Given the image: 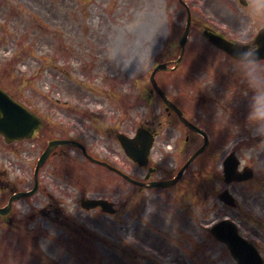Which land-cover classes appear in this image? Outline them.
<instances>
[{
	"label": "rangeland",
	"instance_id": "374dc122",
	"mask_svg": "<svg viewBox=\"0 0 264 264\" xmlns=\"http://www.w3.org/2000/svg\"><path fill=\"white\" fill-rule=\"evenodd\" d=\"M187 1L190 6L193 5L194 0ZM195 4L205 8L206 12L197 14L207 23L212 22L210 13L214 12L213 8L221 6L213 5L212 0ZM229 7L235 9L234 4ZM12 8L13 11H10ZM233 11L238 19L235 25L245 20L251 22L246 10ZM182 20L181 7L172 0H1L0 85L12 91L10 94L23 104L49 117L52 121L50 129L54 134H76L85 139L93 151L103 154L104 131L101 122L105 119L107 125H113L120 108L136 107L125 101L126 98L134 99L138 87L150 74L148 70L155 56L159 61L171 55L172 48L165 46V38L180 35L184 26ZM197 31L196 28L192 30L190 44L198 45L204 53L196 61H225L212 55L211 48ZM113 48L115 59L110 55V49ZM137 63L143 65L139 74L134 72ZM157 76L166 83L169 91H179L178 84L166 80L171 77L170 74L159 73ZM133 80H137L135 86ZM119 92L122 101L118 99ZM104 109L107 112L103 117ZM133 111L137 116L145 109ZM135 116L129 112V117ZM129 124H125V127H129ZM122 129L125 130L124 127ZM241 135L242 140L245 139L244 133ZM111 141V138H107L104 143L110 144ZM240 142L236 144V153L241 163L248 164L253 159L262 169L264 148L254 151L258 142ZM35 143L26 141L5 146L0 139V168H6V171L0 172V189L11 183L15 184V188L29 185L31 165L40 149V145ZM67 154L77 164L76 168L79 163H84L80 153L70 149ZM69 157L54 156L43 173L47 175L56 165L63 173L70 174L67 170L70 167L67 161ZM165 157L172 159L169 154ZM91 171L85 166L77 171L81 180L90 181L83 187L77 186L78 181L71 174V183L75 187L67 188L56 180L55 184L62 193L52 188L61 197V205L71 222L88 227L89 232L84 240L86 249L77 244H57L54 236L59 238L60 230L53 223H46L45 219L40 218L35 219L34 223L41 222V228H32L29 234L37 236L34 242L23 234L24 229L14 225L11 227L10 233L14 240L21 242L23 238L24 243H15L5 254L2 240L7 233L5 227L0 226V264H118L114 251V247L120 244L117 219L102 215L99 211L79 209L76 207V198L81 191L89 192L91 196L117 195L115 190L120 182L110 179L108 188L113 190L111 192L103 188L101 177L97 185L92 182ZM44 177L47 179V176ZM127 190L128 187L123 186L122 192ZM235 192L242 202L241 212L246 216L253 214V210L243 206L244 196L264 199L262 192L248 185H236ZM41 193L31 201L25 200L22 207H18L16 215L19 219L25 212L24 207L29 208L28 212H37V206L47 204L48 199ZM214 199L210 196L204 203L203 211L207 220L214 218L217 213L222 215L230 212L219 202L214 205ZM237 216L242 220L241 215ZM13 222L19 224L15 218ZM45 240L49 242L43 248L41 242ZM20 247L24 249L22 252L27 253L16 251Z\"/></svg>",
	"mask_w": 264,
	"mask_h": 264
},
{
	"label": "flooded vegetation",
	"instance_id": "af4514ba",
	"mask_svg": "<svg viewBox=\"0 0 264 264\" xmlns=\"http://www.w3.org/2000/svg\"><path fill=\"white\" fill-rule=\"evenodd\" d=\"M217 25L220 28H215V31L231 39L229 34L232 35L233 30H231L228 20H221L217 22ZM219 70L220 73L224 72L220 68ZM223 79L227 78H219V80ZM190 80V78L185 77L179 78L182 84H186ZM203 83L205 82L202 79V83L198 84ZM214 85V90L217 92L207 93L202 91L205 89L204 87H200L201 91L199 92L169 95L174 101L177 97L178 107L181 108L189 122L207 132L209 142L205 147V151L194 158L173 185L165 188H149L142 183H130L132 186L131 197L124 199L121 196L115 201L118 214L131 210L133 212L132 217L137 218V220L131 222H123L119 228L128 241H126L125 247L121 245L118 249V264H236L235 258L223 243V250H227L228 253L224 252L222 257H219L216 253H209V245L204 243L203 240L205 236L214 240L210 230L206 229L203 223L197 226L196 210H192L193 222L187 220L185 213L186 209L190 208L188 205L195 208L198 206L194 195L197 192L193 191L194 194L191 193L188 200V195L183 191L186 183L193 188L194 181L191 177L194 176V172L190 170L194 169L195 164L201 166L204 155H208L207 158L211 162V157L216 155L217 148L228 146L232 141L233 125H236V121L243 123V117L248 112L247 97L242 92L236 93L227 104H222L221 102L227 93L225 91L226 87L223 88L222 86L227 84L216 81ZM149 91L152 92L150 89ZM237 102H240V104L238 105ZM157 103L156 98H154L149 99L148 104ZM217 105L223 107L225 111L231 108L229 121L228 114L223 110L217 115ZM139 126L152 138L147 164L141 165L128 158L121 159L120 163L117 164L111 160L108 161L132 178L146 184H149L150 181L170 180L180 169L182 165L180 159L175 158L173 166H170L169 162L164 159L163 153L166 148H173L175 152L183 153L184 150L189 148L197 149L204 141L201 134L181 121L173 110L167 108L164 110L156 109V112L149 113L146 119L137 124L136 128ZM135 129L133 130L132 127L129 136L135 134ZM116 134L117 132H114L113 136ZM113 139L116 140L115 137ZM135 145L141 147L143 140L136 141ZM103 168L127 181L119 173L105 166ZM187 176H190V178L188 179ZM254 179L255 177L251 180ZM127 183L129 182L127 181ZM234 184L229 183L224 187L231 190ZM136 195L139 196V199L135 198ZM238 206L239 203H236L235 206L227 207L237 208ZM239 231L246 239L254 242L261 254L264 253V249L258 241L261 240L260 237H257V240L252 238L247 234L250 231L244 227L240 228ZM129 237H132V239H129ZM121 241H123V238ZM215 241L217 248L221 250L219 245L221 242L216 239ZM133 242L138 243L139 246H134Z\"/></svg>",
	"mask_w": 264,
	"mask_h": 264
},
{
	"label": "clouds",
	"instance_id": "9594fccd",
	"mask_svg": "<svg viewBox=\"0 0 264 264\" xmlns=\"http://www.w3.org/2000/svg\"><path fill=\"white\" fill-rule=\"evenodd\" d=\"M247 15L251 22L245 20L235 27L230 42L226 44L228 48L227 70L232 71L235 82L228 89L221 103L227 104L238 91L242 92L248 102L247 126L253 135L264 136V42L253 39L256 25L264 22V0H254ZM110 55L112 59H115L114 48L110 49ZM142 70L143 65L137 63L134 72L139 74ZM213 83L214 79L208 80L200 87L205 85L211 87ZM241 85L244 87L241 88ZM221 110L228 114L229 121L231 108L225 111L223 107L217 105V115ZM238 131L239 126L233 125V134L235 135ZM228 146L230 147L231 144L229 143ZM256 148H264V141H261L253 150L255 151ZM48 242V240L42 241L41 246L46 248Z\"/></svg>",
	"mask_w": 264,
	"mask_h": 264
},
{
	"label": "water",
	"instance_id": "95a60500",
	"mask_svg": "<svg viewBox=\"0 0 264 264\" xmlns=\"http://www.w3.org/2000/svg\"><path fill=\"white\" fill-rule=\"evenodd\" d=\"M207 36L212 41H215L216 43H218L219 45L222 46V44H223L222 42H224V41L219 40L217 38V36H215L213 34H207ZM184 41L185 40L182 41V44H184ZM258 41L264 42V29L260 31ZM223 46L225 47V49L227 51L228 48L226 47V44H223ZM0 109H2V111L0 110V113H2V115H0V121L2 120V122L0 123L1 125H4V124H7V125H17L18 124V125H20V124L26 123V121L30 125L31 124H33L35 126L37 125V122H36V119L34 116H32L30 114L21 115V112H25V111L21 107H19L15 101H13L7 94H5L1 90H0ZM17 113H18V115L14 116V114H17ZM6 118H8V119H6ZM4 121H6V123ZM33 132H31V134ZM5 134L7 135L9 140L16 137V136H10V134L8 132H5ZM53 145H54V142L52 144H50V147H52ZM232 173L233 172H228L229 175H232Z\"/></svg>",
	"mask_w": 264,
	"mask_h": 264
}]
</instances>
